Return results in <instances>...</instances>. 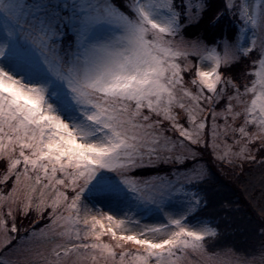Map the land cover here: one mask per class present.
<instances>
[{
	"label": "snow or ice",
	"instance_id": "obj_1",
	"mask_svg": "<svg viewBox=\"0 0 264 264\" xmlns=\"http://www.w3.org/2000/svg\"><path fill=\"white\" fill-rule=\"evenodd\" d=\"M208 6L0 0V264H264V243L209 252L218 230L189 223L207 202L200 154L242 168L264 148V0H222L212 43L185 34ZM246 59L243 83L222 71ZM161 163L181 167L135 175ZM33 209L50 223L12 235ZM149 212L159 222L142 223Z\"/></svg>",
	"mask_w": 264,
	"mask_h": 264
},
{
	"label": "trees",
	"instance_id": "obj_2",
	"mask_svg": "<svg viewBox=\"0 0 264 264\" xmlns=\"http://www.w3.org/2000/svg\"><path fill=\"white\" fill-rule=\"evenodd\" d=\"M221 3L222 0H208L209 6L203 17L198 22L189 25L185 34L188 36L200 35L206 42L212 43L214 38L221 34V29L219 26L210 25L209 20ZM229 28L235 32L237 26L229 20ZM69 38H71V34L67 33L65 40ZM250 66L249 60L246 59L243 63L236 64L231 69H222V71H225L226 74L230 72L238 82L243 83L241 74L247 71ZM247 79L250 80L252 77L249 76ZM185 119L186 117H183L181 121L184 122ZM208 122L210 127V114ZM218 123L223 125V118H220ZM229 143H231V139H229ZM255 146H259V142ZM253 154L257 156V159L242 161V168L232 167L218 161L211 154L210 149L203 151L198 157L202 166L207 167L210 172L209 179L198 185V190L205 196L207 202H201L200 207L189 217V222L204 218L218 230L216 237L206 238L205 243L210 251L231 248L236 253H251L258 245L264 243V236L259 231L261 227H264V221L259 215V209L264 207V163H261L264 161V148ZM192 163L191 160L185 162L186 165ZM5 167L6 161H0V179ZM176 167L181 166L161 163L155 167L137 170V173L139 175L157 172L167 174ZM46 215L47 212L44 214V218H40L33 210H30L27 215L18 214L16 218L18 232L12 234L18 238L30 234L31 230L48 223Z\"/></svg>",
	"mask_w": 264,
	"mask_h": 264
},
{
	"label": "rangeland",
	"instance_id": "obj_3",
	"mask_svg": "<svg viewBox=\"0 0 264 264\" xmlns=\"http://www.w3.org/2000/svg\"><path fill=\"white\" fill-rule=\"evenodd\" d=\"M193 59V61L194 62H196V58L195 57H193L192 58ZM190 79V77H188L187 76V74H186V81L187 80H189ZM189 87H192V85L191 84H189ZM177 111H181V110H177ZM183 117H185V115H184V113L181 111V118H183ZM224 121V120H223ZM182 123H183V121H181ZM5 171H6V167H5ZM4 171V172H5ZM173 171V170H172ZM172 171H170V172H168L167 174H171V172ZM1 174V173H0ZM4 174V173H3ZM3 174H2V177H3ZM154 174H164L163 172H157V173H152V174H147V175H139L138 173H137V171H136V173H135V175H137V176H142V177H148V176H151V175H154ZM2 179V178H1ZM11 184H12V180H10V181H8V186L10 187L11 186ZM0 188H4V185L3 184H0ZM4 190L5 191H7L8 189L7 188H4ZM101 199H103V198H101ZM98 203H100L99 201H98ZM172 203H176L175 201H173ZM100 206L101 207H103L104 206V204L103 203H100ZM127 210V209H126ZM197 210V209H196ZM33 211L35 212V210L33 209ZM105 211H108V209L107 208H105ZM133 211H136V209L135 208H133ZM23 214V212L22 211H17V212H15L14 213V215L16 216V218H17V216H18V214ZM138 214V216L139 215H142L143 216V219H142V223H148V224H151V223H156V222H159L158 221V219H157V217L155 216V214L154 213H151V212H149V213H137ZM48 215V214H47ZM46 215V216H47ZM200 220H207V219H204V218H201ZM208 221V220H207ZM11 218H9V225H11ZM194 222V221H193ZM193 222H189V223H193ZM48 223H50V221L48 220ZM209 223V222H208ZM210 224V223H209ZM44 225H42V226H40V227H37L36 229H40V228H42ZM211 226V225H210ZM213 227V226H212ZM31 232H32V230H31ZM31 232H30V234L28 233V234H26V235H24V236H22V238H24V237H27V236H30L31 235ZM13 235V234H12ZM208 238V237H207ZM105 240L107 241V242H110V243H113V244H115V241H112V240H110V238H108V237H105ZM13 243L15 244L16 242H14L13 241ZM128 247H135L134 245H128ZM117 251L119 252V251H121V249H119V248H117ZM208 251L209 252H216L217 250H215V251H210L209 249H208ZM206 257H204V256H201V255H197V254H194V253H191V252H189V254H188V261L186 262V264H206Z\"/></svg>",
	"mask_w": 264,
	"mask_h": 264
}]
</instances>
